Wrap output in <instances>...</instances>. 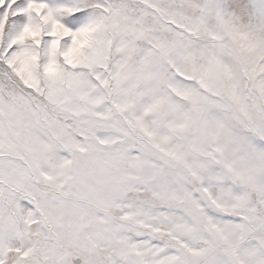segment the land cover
<instances>
[{
    "label": "snow or ice",
    "instance_id": "6c2138e0",
    "mask_svg": "<svg viewBox=\"0 0 264 264\" xmlns=\"http://www.w3.org/2000/svg\"><path fill=\"white\" fill-rule=\"evenodd\" d=\"M0 264H264V0H0Z\"/></svg>",
    "mask_w": 264,
    "mask_h": 264
}]
</instances>
